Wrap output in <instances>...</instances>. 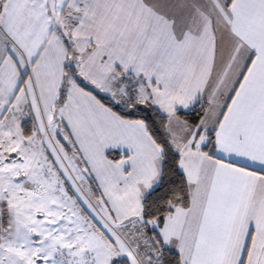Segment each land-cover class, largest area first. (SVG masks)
Listing matches in <instances>:
<instances>
[{
	"label": "snow or ice",
	"instance_id": "1",
	"mask_svg": "<svg viewBox=\"0 0 264 264\" xmlns=\"http://www.w3.org/2000/svg\"><path fill=\"white\" fill-rule=\"evenodd\" d=\"M0 264H264V0H0Z\"/></svg>",
	"mask_w": 264,
	"mask_h": 264
}]
</instances>
